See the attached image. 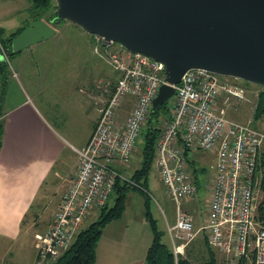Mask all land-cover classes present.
<instances>
[{
    "label": "built area",
    "instance_id": "1",
    "mask_svg": "<svg viewBox=\"0 0 264 264\" xmlns=\"http://www.w3.org/2000/svg\"><path fill=\"white\" fill-rule=\"evenodd\" d=\"M92 36L118 78L99 109L87 144L73 147L79 168L49 228L35 233V264L57 262L74 244L89 213L108 201L117 180L129 179L117 164L130 162L153 112V101L167 83L162 62L103 36ZM174 87L169 104L172 119L162 127L155 161L177 205L175 222L166 221L174 253L184 254L197 234L194 216L182 204L207 183L203 173L195 174L187 154L203 150L213 152L216 159L207 188L205 229L209 246L223 256L218 264H238L243 258L264 264V227L256 219L257 164L264 131L253 127L252 119L242 123L228 117L230 108L250 101L248 88L204 68L187 70Z\"/></svg>",
    "mask_w": 264,
    "mask_h": 264
},
{
    "label": "crops",
    "instance_id": "2",
    "mask_svg": "<svg viewBox=\"0 0 264 264\" xmlns=\"http://www.w3.org/2000/svg\"><path fill=\"white\" fill-rule=\"evenodd\" d=\"M76 31L80 38L87 39L91 45V62L98 57L114 69L104 59L93 36H86L87 32L83 29ZM99 66L98 64L91 67L96 76L93 73V82L90 78L87 80L86 91L79 82L80 72L83 70L76 68L77 78L69 85L67 94L70 95L67 100L56 99L52 89L47 91L45 96H36L19 84L22 97L10 106L4 115V136L0 149V264H23L17 260L18 253L14 251L15 248L17 251L25 249L27 244H31L35 249L34 263L36 262L35 237L31 242H26L23 236L24 227L29 225L30 214L33 213L32 219L36 221V225L42 218H48L47 222L42 221V226L34 233L49 228L52 212L59 208L64 193L78 171V156L73 147L79 148L87 144L99 119V109L110 97L118 78L114 69L117 74L116 81L114 84L108 82L109 77L98 70ZM13 72V77L20 80L24 67L21 66L17 71L13 69ZM27 81L31 82L29 78ZM251 103L247 105L253 109L254 115L256 104ZM48 104L51 106V117L44 109ZM258 122L264 127V117ZM129 165L131 167V163L117 164V167L125 176ZM49 181V200L45 206L37 207L40 193ZM128 199L123 216L104 227L98 242L97 249L99 245L102 247L101 254L105 257V264L145 262L152 233L148 230L149 223L144 214L143 201L141 213L134 214L135 207H129ZM46 212L47 216L44 215ZM128 213L132 216H128ZM93 214L94 211L89 213L84 221ZM30 227L31 225L28 228ZM105 234L108 240L102 245L101 240ZM22 241L25 243L22 244ZM6 258L12 260L7 262Z\"/></svg>",
    "mask_w": 264,
    "mask_h": 264
},
{
    "label": "water",
    "instance_id": "3",
    "mask_svg": "<svg viewBox=\"0 0 264 264\" xmlns=\"http://www.w3.org/2000/svg\"><path fill=\"white\" fill-rule=\"evenodd\" d=\"M58 20L80 26L165 65L153 112L192 68L264 86V0H55ZM57 30L33 20L13 38L15 53Z\"/></svg>",
    "mask_w": 264,
    "mask_h": 264
},
{
    "label": "rangeland",
    "instance_id": "4",
    "mask_svg": "<svg viewBox=\"0 0 264 264\" xmlns=\"http://www.w3.org/2000/svg\"><path fill=\"white\" fill-rule=\"evenodd\" d=\"M31 5L30 0H0V27H2L7 33L15 31L18 27L25 25L27 22L32 21L31 15L26 12V9ZM54 13V8L50 9L49 13L45 17H51ZM47 21L46 18H43ZM57 33L50 39L35 43L28 48L23 49L22 51L15 53L10 56L9 64L15 71L21 66L24 67V72L18 80L16 77L11 79L9 84L8 93L5 97L3 104L0 107V112L4 113L8 110L10 106L16 103L21 97L22 93L20 91V86L24 89H28L32 94L36 96H45L47 91L52 89L54 91L55 98L60 100L69 99L70 93L67 94L69 85L74 83L77 78L76 68H82L83 71L80 72L79 82L80 86L86 91L87 89V80L93 82V73L96 76V72L91 70L92 66L100 65L98 70L104 72L106 77H109L108 82L113 84L116 81L117 74L115 70L100 61L96 57L95 61L92 63L90 60L91 45L89 41L83 38H80L76 30L82 28L75 23L69 21H63L60 24L55 26ZM86 32V31H85ZM88 36L89 33H85ZM77 37V39H75ZM32 48V49H30ZM4 59V56H2ZM24 63V64H23ZM27 78L31 80L29 83ZM223 79L229 80L232 83H236L242 86H245L249 90V99L252 103L256 104L258 93L264 89V86H260L246 80L237 79L234 77L223 76ZM21 81V83H20ZM2 89H0L1 95ZM82 94V93H81ZM173 98V97H172ZM251 101L246 102L245 104L238 107V109L230 108L228 111V117L242 122L247 123L249 119H252L253 109L249 107ZM251 103V104H252ZM248 104V105H247ZM44 109L47 111V115L50 114L51 106L48 104L44 106ZM51 119V118H50ZM253 120V119H252ZM253 127L264 130V127L259 125L258 121H253ZM141 144V143H140ZM139 150V151H138ZM261 151H264V146ZM141 145H138L136 150L131 158L128 171L125 174L126 178H130L133 172L140 166L141 161ZM194 166L197 168H204L203 175L206 179V184L199 188L198 194L188 198L186 201H183L182 209L194 214V226L197 232L196 237L189 243V249H194L195 254L199 253L198 245L203 244L205 233H207L206 221L208 218L207 206L209 204V193L208 185L211 183L212 175L214 170L211 169V165L215 163V155L213 152L208 151H196L190 154ZM202 177V174H200ZM146 188L151 197V211L153 217L157 220L158 226L161 230L166 231V235L163 237V241L170 244V239L167 234L166 221L169 223H174L177 214V205L173 198L168 194L166 186L163 181L160 179L158 171L154 166L151 170ZM50 181L46 183L40 193L38 198L37 207L45 206L47 203L48 196L50 195ZM132 193V194H131ZM129 195V207H135L133 213L137 212L140 214L142 211V201L143 196L137 191H132ZM257 194V202L258 196ZM62 201V200H61ZM44 202V203H43ZM43 203V204H42ZM61 204V203H60ZM109 204H113V199H109ZM60 206V205H59ZM59 209V208H58ZM57 209V210H58ZM52 212V220L55 213ZM49 211V210H48ZM94 214L89 216L83 223V227H88L91 223L97 220L99 216V209H94ZM96 212V214H95ZM47 216V212L44 214ZM128 216H132L131 213H128ZM33 213L30 214V223L25 225L23 236L26 239V242H31L35 236V230H39L40 226L43 223L48 221V218H42V221H38V225L35 224L36 221H33ZM51 220V221H52ZM31 225L30 228H28ZM37 228H34L36 227ZM34 228V229H33ZM148 230L150 234L152 230L148 224ZM199 231V232H198ZM110 234V232L108 233ZM107 234L101 244H106L108 240ZM25 241H22L24 244ZM15 253H18L17 260L22 261L23 264H35L34 255L35 249L31 244H27L25 249L18 250L15 248ZM97 264H105V257H102L101 251L102 247L97 249ZM186 249L184 250V254ZM219 258H223L219 254ZM201 256V254H199ZM12 259L6 258V261L9 262ZM95 263V264H96ZM239 264V263H238ZM249 264H252V261L249 260Z\"/></svg>",
    "mask_w": 264,
    "mask_h": 264
},
{
    "label": "trees",
    "instance_id": "5",
    "mask_svg": "<svg viewBox=\"0 0 264 264\" xmlns=\"http://www.w3.org/2000/svg\"><path fill=\"white\" fill-rule=\"evenodd\" d=\"M31 5L26 9L33 20L46 18L48 22L57 26L65 20H58L57 5L55 0H30ZM54 8L51 17H45L50 9ZM31 22V21H30ZM30 22L18 27L15 31L7 33L0 27V107L3 104L9 84L13 78L14 72L9 64V58L15 54L12 50V41L15 36L21 33ZM4 56V59H2ZM223 77V76H222ZM170 99L152 112L145 129L142 132L138 145H141L140 166L133 172L128 180L118 179L109 199H113V204H109V199L105 205L99 208V216L96 221L88 227L82 228L77 235L72 247L54 264H95L97 260V245L103 234L104 227L111 221L123 216L126 209L128 195L132 191H137L143 196L144 214L152 230V241L146 253L144 264H218L223 258H219V252L208 244L207 233L203 244L198 245L199 253H194V249L186 247L185 254L176 255L171 243L163 241L166 231L161 230L157 220L153 217L151 211V197L146 188L149 174L155 166L157 155V144L161 136L162 127L172 119L170 108ZM6 112H0V149L4 136V115ZM253 121H258L264 117V89L257 96L256 107L253 115ZM141 143V144H140ZM139 151V150H138ZM188 154V160L193 167L195 174L203 173L204 168L194 166L192 159ZM133 157V156H132ZM257 171L260 176L259 197L257 203L256 219L264 227V151H261L257 164ZM38 220V219H36ZM25 221V219H23ZM192 250V251H191ZM201 254V256H199ZM250 256H253L250 254ZM228 264V263H227ZM239 264H249L248 259H241Z\"/></svg>",
    "mask_w": 264,
    "mask_h": 264
},
{
    "label": "flooded vegetation",
    "instance_id": "6",
    "mask_svg": "<svg viewBox=\"0 0 264 264\" xmlns=\"http://www.w3.org/2000/svg\"><path fill=\"white\" fill-rule=\"evenodd\" d=\"M53 25V24H52ZM54 26V25H53Z\"/></svg>",
    "mask_w": 264,
    "mask_h": 264
}]
</instances>
